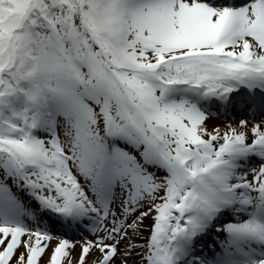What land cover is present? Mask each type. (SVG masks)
I'll list each match as a JSON object with an SVG mask.
<instances>
[{
  "label": "snow or ice",
  "instance_id": "6c2138e0",
  "mask_svg": "<svg viewBox=\"0 0 264 264\" xmlns=\"http://www.w3.org/2000/svg\"><path fill=\"white\" fill-rule=\"evenodd\" d=\"M0 264H264V0H0Z\"/></svg>",
  "mask_w": 264,
  "mask_h": 264
}]
</instances>
